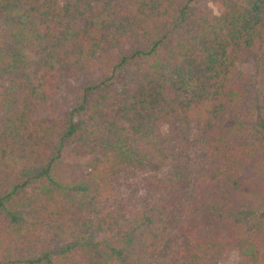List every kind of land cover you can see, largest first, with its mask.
<instances>
[{
  "label": "trees",
  "instance_id": "1",
  "mask_svg": "<svg viewBox=\"0 0 264 264\" xmlns=\"http://www.w3.org/2000/svg\"><path fill=\"white\" fill-rule=\"evenodd\" d=\"M233 252L264 264V0H0V264Z\"/></svg>",
  "mask_w": 264,
  "mask_h": 264
},
{
  "label": "rangeland",
  "instance_id": "2",
  "mask_svg": "<svg viewBox=\"0 0 264 264\" xmlns=\"http://www.w3.org/2000/svg\"><path fill=\"white\" fill-rule=\"evenodd\" d=\"M210 7H212V9H214L216 11L217 9V6L215 5H210ZM238 261V257H237V254L236 252H233L229 255V257L227 259H225L224 261H219L218 263L216 264H236Z\"/></svg>",
  "mask_w": 264,
  "mask_h": 264
}]
</instances>
